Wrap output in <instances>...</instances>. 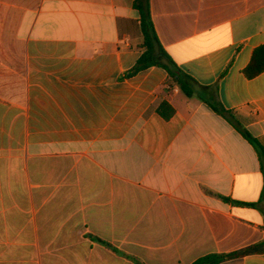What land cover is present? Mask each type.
Wrapping results in <instances>:
<instances>
[{"label":"crops","instance_id":"crops-1","mask_svg":"<svg viewBox=\"0 0 264 264\" xmlns=\"http://www.w3.org/2000/svg\"><path fill=\"white\" fill-rule=\"evenodd\" d=\"M134 2L0 0V264H190L253 246L221 264H264L259 155L207 105L264 150V71L244 74L264 0H149L190 98L158 67L121 79L141 55Z\"/></svg>","mask_w":264,"mask_h":264},{"label":"trees","instance_id":"trees-1","mask_svg":"<svg viewBox=\"0 0 264 264\" xmlns=\"http://www.w3.org/2000/svg\"><path fill=\"white\" fill-rule=\"evenodd\" d=\"M133 7L139 13V23L141 27V37L142 41L139 45V49L141 50V55L135 62L134 66L124 72L121 75V79L130 78L137 73L148 69L150 67H158L163 69L167 73V84H174L178 86L180 91L186 97H192L195 92V88L198 87L197 83L186 73L181 71V69L176 65V63L172 60V58L168 55L165 49L162 47L157 34L154 29V25L151 19L150 11H149V0H135ZM264 71V46H260L255 49L251 60L247 67L244 69V74L248 78H253ZM204 89L211 90L210 87H203ZM213 95V91L211 92ZM212 100L214 99L213 96ZM206 102V101H205ZM214 103L207 102V105L215 111L217 114L227 118L229 122H232L235 129L241 134V136L246 139L252 147L257 151L259 155V163L261 166V170L263 172L264 177V150L259 144L258 140L251 136L245 129L240 127L238 124L232 121V115L225 111L220 103L217 101H213ZM168 104L163 102L157 109V112L167 117L168 115L165 113ZM173 110L169 109V113H172ZM224 201L230 202L228 198L221 197ZM235 204H244L248 206H252L254 204L241 203L237 201H232ZM255 246L239 251H234L230 253H211L204 255L190 264H221L225 261L242 257L247 254H250L254 251ZM135 264H143L137 259H133Z\"/></svg>","mask_w":264,"mask_h":264}]
</instances>
